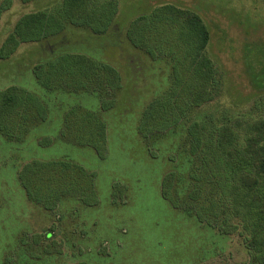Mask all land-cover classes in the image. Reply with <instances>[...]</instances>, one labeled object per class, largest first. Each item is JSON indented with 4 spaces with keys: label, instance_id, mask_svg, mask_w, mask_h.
<instances>
[{
    "label": "trees",
    "instance_id": "1",
    "mask_svg": "<svg viewBox=\"0 0 264 264\" xmlns=\"http://www.w3.org/2000/svg\"><path fill=\"white\" fill-rule=\"evenodd\" d=\"M12 3L0 1V17ZM117 12L118 0H61L16 21L0 47L2 59L10 58L22 43L44 42L56 35L72 39L75 34L81 44L93 43L90 51L59 46L44 63L35 65L33 72L42 88L39 95L17 85L0 89V134L19 145L18 150L33 130L47 120L53 122L54 111L61 109L56 133L45 141L38 139L37 145L89 148L106 157L110 121L116 113H128L126 122L135 115L132 110H114L125 87L126 70L121 72L101 57L113 48L109 37ZM123 36L126 45L121 48L142 51L152 60L149 72L154 63H164L157 73L161 89L137 116L146 155L156 157L151 150L159 140L173 146L167 148L173 155L167 159L171 170L161 184L163 198L200 224L218 212L239 217L250 232L244 243L251 264H264V117L252 122L247 117L259 114L260 100L242 115L244 120L233 123L230 115L227 118L231 109L220 104L225 74L207 53L212 30L190 8L173 2L154 6L131 21ZM132 78L126 77V82ZM81 95L89 96L92 106L72 101ZM130 96V101L138 99ZM154 120L158 126L152 124ZM17 154L14 166L26 200L59 219L40 227L41 231L18 232L16 244L5 249L3 264H66L62 245L86 244L85 236L97 224L91 219L101 204L96 176L66 156L40 159ZM2 208L0 201V214ZM22 222L26 227L37 223L31 210ZM108 238L114 248L117 239ZM86 253L90 259H102L98 251Z\"/></svg>",
    "mask_w": 264,
    "mask_h": 264
},
{
    "label": "rangeland",
    "instance_id": "2",
    "mask_svg": "<svg viewBox=\"0 0 264 264\" xmlns=\"http://www.w3.org/2000/svg\"><path fill=\"white\" fill-rule=\"evenodd\" d=\"M59 1L13 0L12 6L0 17V47L21 15L54 6ZM165 2L196 11L210 26L213 38L207 53L225 74V91L220 104L230 107L227 118L231 116L233 123H237V119L244 120L242 115L247 114L248 108L258 99L261 101L259 114L247 117L249 122L264 117V90L258 91L264 87V0H118L117 22L109 37L113 48L101 57L120 67L121 72L126 70V75L123 74L125 87L118 93V106L114 110H132L135 115L129 122H126V112L110 118L112 128L109 129L105 158L96 156L89 148L59 144L61 146L47 149L37 145L38 139L45 141L56 133L61 123V109L54 111L53 122L45 121L27 136L21 150H18L19 145L8 142L0 134V196L3 199V202L0 199L3 206L0 264H3L6 247L16 244L18 232L23 229L27 233L41 231L40 227H48L53 220L59 219L34 208L26 200L14 166L17 153L25 154V158L40 159L66 156L96 176L101 204L93 210L91 219H96L97 224L85 236L87 245L77 241L72 246L62 245L67 253L66 264H251L244 243V237H249L250 232L239 217H224L218 212L216 216L208 215L200 224L195 218L171 207L162 196L161 184L171 170L167 159L173 152L167 148L173 146L159 140L151 150L156 157H152L150 152L146 155L140 139L137 116L161 89L157 73L163 71L164 63L153 62L154 70L149 72L152 60L144 52L129 51L127 46L121 48L126 45L124 28L137 16ZM68 36L56 35L44 42L22 43L10 58L0 57V89L17 85L41 94L42 88L33 72L35 65L44 63L59 46L91 50L93 43L85 41L81 44L83 41L75 34L70 36L72 39ZM155 71V75L151 74ZM126 77L133 78L126 82ZM130 95L138 99L130 101ZM72 101H80L88 107L93 104L87 95L75 96ZM119 121L126 124L120 127ZM154 121L156 123L152 124L158 126V120ZM119 128L124 130L123 134ZM29 210L37 221L33 227H26L22 222ZM207 222L211 226L207 227ZM110 235L117 239L114 248L110 245ZM87 251H98L101 261L90 259Z\"/></svg>",
    "mask_w": 264,
    "mask_h": 264
}]
</instances>
